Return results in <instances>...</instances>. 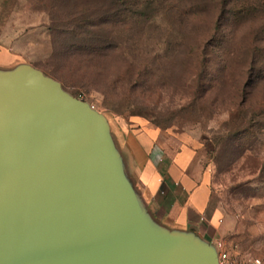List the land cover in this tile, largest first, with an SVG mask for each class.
Here are the masks:
<instances>
[{"label":"rangeland","instance_id":"374dc122","mask_svg":"<svg viewBox=\"0 0 264 264\" xmlns=\"http://www.w3.org/2000/svg\"><path fill=\"white\" fill-rule=\"evenodd\" d=\"M2 67L185 133L215 239L264 262V0H0Z\"/></svg>","mask_w":264,"mask_h":264},{"label":"water","instance_id":"95a60500","mask_svg":"<svg viewBox=\"0 0 264 264\" xmlns=\"http://www.w3.org/2000/svg\"><path fill=\"white\" fill-rule=\"evenodd\" d=\"M0 264H219L127 174L107 114L42 70L0 66Z\"/></svg>","mask_w":264,"mask_h":264},{"label":"crops","instance_id":"0c3cea01","mask_svg":"<svg viewBox=\"0 0 264 264\" xmlns=\"http://www.w3.org/2000/svg\"><path fill=\"white\" fill-rule=\"evenodd\" d=\"M9 58L0 50V66ZM107 116L127 174L152 218L214 242L219 228L208 213L211 188L188 136L139 115Z\"/></svg>","mask_w":264,"mask_h":264},{"label":"built area","instance_id":"2783aa9c","mask_svg":"<svg viewBox=\"0 0 264 264\" xmlns=\"http://www.w3.org/2000/svg\"><path fill=\"white\" fill-rule=\"evenodd\" d=\"M218 250L219 264H264L260 258L241 259L235 253L231 252L226 243L221 239L214 241Z\"/></svg>","mask_w":264,"mask_h":264},{"label":"trees","instance_id":"16d2710c","mask_svg":"<svg viewBox=\"0 0 264 264\" xmlns=\"http://www.w3.org/2000/svg\"><path fill=\"white\" fill-rule=\"evenodd\" d=\"M157 125V124H156ZM158 126H160V125H158ZM162 127H164V126H162Z\"/></svg>","mask_w":264,"mask_h":264}]
</instances>
